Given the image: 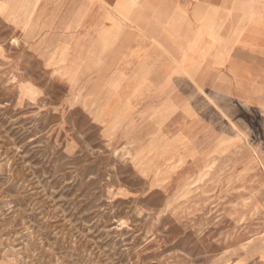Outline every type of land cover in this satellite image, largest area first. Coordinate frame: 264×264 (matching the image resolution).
I'll use <instances>...</instances> for the list:
<instances>
[{"label":"rangeland","instance_id":"rangeland-1","mask_svg":"<svg viewBox=\"0 0 264 264\" xmlns=\"http://www.w3.org/2000/svg\"><path fill=\"white\" fill-rule=\"evenodd\" d=\"M47 12L0 0V264H264V123L156 112Z\"/></svg>","mask_w":264,"mask_h":264},{"label":"crops","instance_id":"crops-1","mask_svg":"<svg viewBox=\"0 0 264 264\" xmlns=\"http://www.w3.org/2000/svg\"><path fill=\"white\" fill-rule=\"evenodd\" d=\"M37 1L85 34L82 72L131 79L156 112L193 114L203 94L264 123V0Z\"/></svg>","mask_w":264,"mask_h":264}]
</instances>
